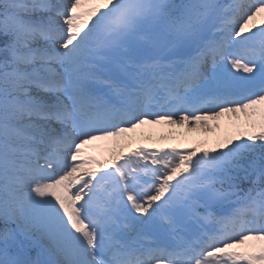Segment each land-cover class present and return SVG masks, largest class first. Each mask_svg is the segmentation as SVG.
I'll return each mask as SVG.
<instances>
[{
	"label": "snow or ice",
	"instance_id": "snow-or-ice-1",
	"mask_svg": "<svg viewBox=\"0 0 264 264\" xmlns=\"http://www.w3.org/2000/svg\"><path fill=\"white\" fill-rule=\"evenodd\" d=\"M0 264H264V0H0Z\"/></svg>",
	"mask_w": 264,
	"mask_h": 264
},
{
	"label": "rangeland",
	"instance_id": "rangeland-1",
	"mask_svg": "<svg viewBox=\"0 0 264 264\" xmlns=\"http://www.w3.org/2000/svg\"><path fill=\"white\" fill-rule=\"evenodd\" d=\"M259 25V21L256 22ZM234 71V70H233ZM203 114V113H201ZM235 118L231 114L207 121L208 128L201 124L177 125H144L126 134L123 138L107 141H95L84 146L83 155L92 156L101 164L107 163L118 152L128 153L137 147L155 149L179 145L182 149L196 148L197 153L203 147H211L221 135L234 131L232 124ZM219 125V127H217ZM95 168L96 164L89 165Z\"/></svg>",
	"mask_w": 264,
	"mask_h": 264
}]
</instances>
